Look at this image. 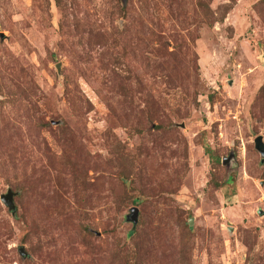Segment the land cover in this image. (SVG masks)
<instances>
[{"label": "rangeland", "instance_id": "1", "mask_svg": "<svg viewBox=\"0 0 264 264\" xmlns=\"http://www.w3.org/2000/svg\"><path fill=\"white\" fill-rule=\"evenodd\" d=\"M259 136L264 0H0V264H264Z\"/></svg>", "mask_w": 264, "mask_h": 264}, {"label": "water", "instance_id": "2", "mask_svg": "<svg viewBox=\"0 0 264 264\" xmlns=\"http://www.w3.org/2000/svg\"><path fill=\"white\" fill-rule=\"evenodd\" d=\"M256 147L259 150V152L262 154L263 158H264V138L263 136H259L256 139ZM2 200L3 202L10 208L11 211H13V213L16 212L17 207L14 203V196H13V192L9 191V193L7 195H3L2 196ZM130 219L137 224L139 221V212L136 210H133L132 215L130 216Z\"/></svg>", "mask_w": 264, "mask_h": 264}]
</instances>
